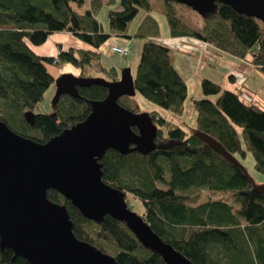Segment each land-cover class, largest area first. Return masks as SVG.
I'll use <instances>...</instances> for the list:
<instances>
[{
    "label": "trees",
    "instance_id": "trees-1",
    "mask_svg": "<svg viewBox=\"0 0 264 264\" xmlns=\"http://www.w3.org/2000/svg\"><path fill=\"white\" fill-rule=\"evenodd\" d=\"M164 4L170 36L192 38L246 59L263 73L264 88L263 21L217 2L197 29L184 20L175 0ZM105 5L109 32L98 18ZM141 8L146 14L134 34L147 40L133 74L136 94L170 116L147 110L158 126L155 141L162 145L147 154L108 149L99 158L103 180L124 192L127 201L130 195L143 201L147 223L195 264H264V193L255 189V180L240 159L250 152L255 168L264 172V106L243 95L253 91L245 82L229 89L201 76L205 96L192 97L194 125L184 127L175 121L172 116L184 113L188 85L173 63L171 49L159 40L161 29L151 0H0V118L14 131L40 142L84 120L91 111L90 101L103 99L108 88L97 83L78 86L79 97L62 95L52 111L36 112L55 81L46 61L72 63L81 69L80 76H95L96 71L110 81L119 79L118 69L103 62L95 49L59 47L56 56H42L32 45L42 44L53 33L69 32L98 48L111 35L130 36L129 25ZM135 95H123L119 102L134 112L146 111ZM27 113H32L33 124ZM198 131L217 139L239 164L201 140ZM48 197L66 206L78 239L118 264H167L126 222L109 214L91 219L56 189H49ZM0 262L31 264L12 248L1 246Z\"/></svg>",
    "mask_w": 264,
    "mask_h": 264
},
{
    "label": "water",
    "instance_id": "water-1",
    "mask_svg": "<svg viewBox=\"0 0 264 264\" xmlns=\"http://www.w3.org/2000/svg\"><path fill=\"white\" fill-rule=\"evenodd\" d=\"M175 1L202 16L222 2L264 22V0ZM55 81V102L65 94L79 97L78 86L93 83L106 86L108 93L103 99L90 101L91 111L84 120L47 142L14 131L0 118V246L12 248L31 264H118L112 256L75 236L66 206L48 197V190L56 189L91 219L100 220L109 214L126 222L137 238L167 264H195L131 209L124 192L103 180L99 158L108 149L147 154L162 145L155 141L158 126L149 112H134L119 102L121 96L137 92L131 69H124L115 81L71 72L61 73ZM26 117L34 123L32 113ZM197 134L239 164L217 139L205 132ZM255 189L264 193V185Z\"/></svg>",
    "mask_w": 264,
    "mask_h": 264
},
{
    "label": "rangeland",
    "instance_id": "rangeland-1",
    "mask_svg": "<svg viewBox=\"0 0 264 264\" xmlns=\"http://www.w3.org/2000/svg\"><path fill=\"white\" fill-rule=\"evenodd\" d=\"M154 8L152 14L158 19L161 29L160 42L169 46L171 49L173 63L180 74L183 76L188 85V95L185 100L184 113L181 116H172L175 121L180 123L185 127V124L194 125L196 120V110L193 105L192 97H204L202 91L201 81L197 80V76L201 75L203 77L212 78L224 87L228 84L235 86V88H240L243 82L248 85V87L253 90L249 91L250 95L253 96L252 101L260 103L264 106V88H263V73L260 69L252 65L249 61L244 58L234 56L230 53L219 51L208 47L206 44L200 43L198 40H190L188 38H178L169 35V24L167 20L166 13L164 11L165 4L164 0H151ZM177 2V1H176ZM179 11L181 12L184 20L193 28L200 29L202 24V15L188 6L187 4L177 2ZM108 6L105 5L103 9L99 12L98 18L104 20L108 23L107 32H109V19H108ZM146 14V10L141 8L136 17L131 21L127 34L128 37H122L118 35H111L108 41L103 44V58L109 62V64H115L120 73L127 68H130L132 72H136L137 66L140 61L142 47L144 42L147 40L145 38L135 36V30L142 20L143 16ZM54 34V33H53ZM49 35L47 40L40 47H47L50 41L53 39L52 35ZM112 39H122L124 46L128 48V55H121L119 53L113 52L111 46L113 43ZM120 42V41H119ZM36 46V45H35ZM67 48V47H66ZM51 52L49 48L46 50ZM42 56H52L51 53H42ZM46 66L49 72L57 78L60 73V68L63 66L54 64L52 62L46 61ZM243 66L244 69L240 67ZM231 72H235L234 75L230 76ZM95 76H101L98 72L94 71ZM231 77V78H230ZM245 86V85H244ZM57 93V84L54 81L51 86L45 91L43 99L39 102L36 112H50L53 109L55 98ZM141 108L144 110L157 109L162 114H170L162 107L157 105L153 101L145 99V97L138 92L136 95ZM248 157V158H247ZM245 158L247 160H245ZM241 162L246 167L249 174L255 180L256 186L264 185V172L258 171L254 166V159L250 152L246 153V156L241 157ZM249 159V160H248ZM247 161V162H246ZM208 196L205 197V200ZM132 205V209L138 214L142 215L145 211V204L141 200H137L133 196H129V201Z\"/></svg>",
    "mask_w": 264,
    "mask_h": 264
},
{
    "label": "crops",
    "instance_id": "crops-1",
    "mask_svg": "<svg viewBox=\"0 0 264 264\" xmlns=\"http://www.w3.org/2000/svg\"><path fill=\"white\" fill-rule=\"evenodd\" d=\"M101 22H102V26H103L104 31H107L108 23L105 22L104 20H101ZM122 37H124V36H122ZM52 38L53 39L50 41V44L46 48L45 47H40L39 45H36V46L32 45L33 50L39 55H43L42 53H51L52 56H56L58 54L59 47L63 48V49H68L69 47H75V48H79V49L80 48H82V49H95L96 51H98L101 54L100 55L101 56V60L103 62L109 64V62L106 61L103 58V55H102L103 51H104L103 44H105L109 39H107V41L105 43H103L100 47L93 48L90 44L86 43L85 41L81 40L80 38H78L77 36H75V35H73V34H71L69 32L54 33L52 35ZM178 38H182L183 39L184 37H178ZM188 39L193 40L192 38H188ZM121 40L122 39H112L111 43L124 46V44H123L124 42L121 41ZM47 48H49L51 50V52H47L46 51ZM109 65L115 66L118 69V71H119V68L115 64H109ZM240 68L244 69L243 66H241ZM64 72H71V73H74L76 75H79L80 72H81V69L78 68L77 66L73 65L72 63H68L67 62V63H64L63 66L60 68V73H64ZM119 73H120V71H119ZM132 73L134 74V72H132ZM200 79H201V75H198L197 76V80H200ZM226 88L235 89V86H231L230 84H228L226 86Z\"/></svg>",
    "mask_w": 264,
    "mask_h": 264
},
{
    "label": "built area",
    "instance_id": "built-area-1",
    "mask_svg": "<svg viewBox=\"0 0 264 264\" xmlns=\"http://www.w3.org/2000/svg\"><path fill=\"white\" fill-rule=\"evenodd\" d=\"M207 45H208V44H207ZM111 50H112L113 52H116V53L121 54L122 56H123V55L126 56V55H128V53H129V50H128L127 47L122 46V45H118V44H112V46H111ZM58 52H59V51H58ZM243 95H244L248 100L252 101L253 96H251L250 94H248V93H246V92H244ZM129 205L132 206L130 203H129Z\"/></svg>",
    "mask_w": 264,
    "mask_h": 264
},
{
    "label": "bare ground",
    "instance_id": "bare-ground-1",
    "mask_svg": "<svg viewBox=\"0 0 264 264\" xmlns=\"http://www.w3.org/2000/svg\"><path fill=\"white\" fill-rule=\"evenodd\" d=\"M248 158V157H247ZM245 160H247L246 158H245ZM249 160V159H248ZM247 162V161H246Z\"/></svg>",
    "mask_w": 264,
    "mask_h": 264
}]
</instances>
